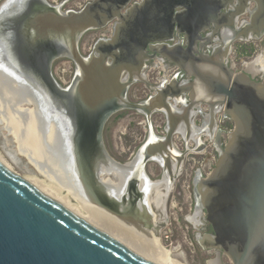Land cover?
I'll return each instance as SVG.
<instances>
[{"label": "water", "instance_id": "water-1", "mask_svg": "<svg viewBox=\"0 0 264 264\" xmlns=\"http://www.w3.org/2000/svg\"><path fill=\"white\" fill-rule=\"evenodd\" d=\"M244 15L249 19L237 29ZM0 16L1 22L6 21V16ZM107 25H111L110 36L97 39L91 52L83 55L82 35ZM227 28L233 29V36L223 34L224 49L215 46L211 55L205 54ZM174 39L177 42L172 44ZM237 39L257 40L264 51V0H90L78 10L65 12L46 0H7L6 87L18 95L17 102L36 108L43 135L54 125L52 154L57 153L69 181H74L66 187L73 185V195L118 215L138 219L149 211L147 187L141 183L124 187L126 179L135 176L134 164L139 166L138 182L146 180L149 161L165 166L174 180L172 161L179 171L186 153L206 149L201 138L206 136L213 142L217 160L205 177L194 181L195 208L210 227V232L197 233V240L204 248L215 249L217 264L221 255L231 264H264V83L251 69L255 57L242 70L235 71L229 63ZM217 53L223 58L216 60ZM55 57L68 58L75 65L67 89H61L51 75ZM167 58H174L175 66L195 80L188 86L175 76L160 79L159 84L150 82L144 74L147 62ZM203 62H212L217 72H204L199 66ZM138 81L152 94L134 102L127 91ZM197 83L207 88L211 100L196 98ZM201 105L208 106V133L199 135L197 143L193 140L195 146L189 149V136H183L179 125L189 126L196 116L204 117ZM122 109L143 113L149 123L147 139L124 164L110 156L102 139L106 121ZM154 112L165 115L166 125L164 135L153 139L150 117ZM217 114V119L233 123L224 143L223 129L216 125L214 131ZM175 135L185 142L177 155ZM211 156L207 153V160ZM79 166L90 170L88 176L100 190L89 188ZM116 167L122 177L118 186L109 181L115 178ZM0 264L158 263L0 161Z\"/></svg>", "mask_w": 264, "mask_h": 264}, {"label": "rangeland", "instance_id": "rangeland-1", "mask_svg": "<svg viewBox=\"0 0 264 264\" xmlns=\"http://www.w3.org/2000/svg\"><path fill=\"white\" fill-rule=\"evenodd\" d=\"M47 1L53 3L60 2V0ZM73 1L64 4L63 9L68 8L69 5L73 6ZM102 35H105V27L86 31L79 41L80 52L83 55H86L89 51V47H92L97 38ZM239 46H251L252 51L249 54L247 53L240 55L238 54ZM258 54H264V51L261 52L257 40H235L233 42L232 52L230 54L232 59L231 62L234 64L233 69L235 71L239 70L244 61L252 60ZM157 71V68L154 69L152 73L148 71L149 74H147L149 78L155 76ZM74 73L75 65L70 59L59 57L54 61V64L52 66V75L58 83L68 84V82L74 76ZM0 76L5 79L4 74L0 73ZM147 89L148 88H146L142 82H135L130 86L127 98L134 102L146 99L149 95ZM4 90H7V88L4 87L3 91ZM13 96L15 95L12 92L11 97ZM17 100L18 98L11 101H7V99L2 100L0 98V155L10 168L23 176L32 185L45 192L47 195L51 196L62 205H65L72 211L76 212L84 219H89V216L91 215L90 218H94V220L96 221L91 220L89 222L99 228L103 227L106 232L114 235V237L116 238L122 239L121 241L126 245H130L129 247L132 246L131 248L133 250L155 262L157 261L161 264H209L210 261H216L215 249H206L197 240V233L203 234L208 232V230H206V223L203 221L200 224L195 225L188 218L189 216H192L196 211L194 196L195 174L198 170H200L202 172V177H205L208 172L214 167V164L217 160V154L213 149V142L209 141L206 136L201 137L202 140L206 143V149L204 151H190L185 154L181 165V172L175 179L171 192L167 197L168 221L163 224L159 231L156 233L153 230L146 228L139 216L138 219H136L132 218L130 215H118L113 213V211H109L103 208L99 209V207L95 206L89 200L79 199V197H75V195L70 196L67 192L68 187H66L67 185H69L68 181L65 183L66 185H61L62 188H60V190L55 188L53 183L46 177L47 175L44 172L45 169L42 167L43 165L38 162L39 160L35 157H29L28 154H26L25 151L21 149L20 142H22V138L9 132L8 130V123H16L17 120L20 119V117L26 116L24 114L30 113L33 109L29 106H21V104H19V107H17ZM200 119V116H196L194 120L199 122ZM150 122L154 134L157 136H163L165 133L164 128L166 125V118L164 114L162 112H154L153 114H151ZM229 126H233L232 121L229 119H225L223 123L218 125V128L224 129L225 127ZM148 132L149 123L143 113L133 109H122L114 113L106 121L102 132V139L105 148L110 156L114 160L124 163L133 158L137 149L147 139ZM226 136L227 134L223 131L222 143L226 141ZM173 142L177 150H184L185 143L180 139L178 135H175ZM188 145L190 147L195 146L192 141H189ZM207 153H211L212 155L208 160L206 158ZM157 165L158 164L155 161H149L145 164V170L152 179H157L159 177L160 169ZM62 171L66 174V171L64 169ZM86 202L92 204V207L95 206L96 210L98 209V211H96L95 217L93 216V214L95 215V212L93 214H90L88 210L82 206V204L88 205L86 204ZM97 213H99V216L97 215ZM104 216H107V218L110 217L109 219L112 218V222L105 221ZM107 222L111 223V225H108ZM113 222H115V224ZM102 223L103 225L105 224L106 226H109L107 227L108 230L106 229V226L101 225ZM117 223L118 226L116 225ZM119 224L121 225V229H119ZM116 226L118 228H115ZM122 226L123 229H126L127 231L122 230ZM110 228L112 229L109 230ZM113 229L119 230L115 231ZM112 230L117 233H112ZM149 232L151 233L150 236L147 235V233ZM122 233L124 234V240L123 236H120L122 235ZM129 233H131V235ZM126 237L130 238L125 240ZM149 237L156 238L157 244L166 251L167 258L164 261L153 256L152 254H149V248H146V250L149 249L148 253H146V250H143L145 248L142 249V247L149 246ZM136 238H138V240ZM140 238L142 239L141 241ZM133 240L136 241H134V244L132 243ZM137 241H139L140 245ZM136 244H138V246H136ZM134 245L136 246V248L133 247ZM220 261L221 264H231L230 259L226 255H221Z\"/></svg>", "mask_w": 264, "mask_h": 264}, {"label": "bare ground", "instance_id": "bare-ground-1", "mask_svg": "<svg viewBox=\"0 0 264 264\" xmlns=\"http://www.w3.org/2000/svg\"><path fill=\"white\" fill-rule=\"evenodd\" d=\"M54 8L56 9V10H58L59 8H58V6L57 5H54ZM258 62H260V63H263L264 64V55H262V54H258L256 57H255V60H254V63H258ZM254 65H252L251 66V68L253 67ZM5 80H6V78L5 79H3V77H1L0 76V98L3 100H5V99H7V101H11V100H15L16 98H18V95L17 94H14L15 96H13V97H11L12 96V91H10V90H8V88L6 87V84L7 83H5ZM7 88V90H4L3 91V88ZM7 93V94H6ZM7 95V96H6ZM11 98V99H10ZM201 98V97H200ZM19 104H25V105H27V106H32V105H29V104H27V103H19V102H17L16 101V105H17V107H19ZM32 111L30 112V113H27V114H24V115H26V116H22V117H20V119L19 120H17V122L16 123H8V125H7V127H8V130H9V132H11V133H13V134H15L16 136H20L21 138H22V142H20L21 144H20V147H21V149H23L24 151H25V153L26 154H28V156L29 157H31V158H36V159H38L39 161V163H41L42 165V167L45 169V174L47 175L46 177L53 183V185H54V187L55 188H57L58 190H60V188H62L61 187V185H63V184H65L67 181L68 182H70L71 184H73L74 183V181L72 180V182L71 181H69L68 180V177H67V175L62 171L63 169H62V165H61V161H60V157L57 155V153H56V155L54 154H52V148H55V143H54V134H55V129H54V125H49L48 126V131L45 133V135H43V133L41 132V130L39 129V124H37L38 123V120H37V114H36V108L34 107V106H32ZM28 115V116H27ZM24 137V138H23ZM156 137V135L155 136H152V138L154 139ZM19 139V138H18ZM187 147L190 149L191 147L189 146V145H187ZM54 150V149H53ZM55 151V150H54ZM173 153L174 154H179L180 153V150H173ZM0 161L1 162H3L5 165H7V163L3 160V158L1 157V155H0ZM173 163H174V160L172 161V165H173ZM80 165H83V164H81L80 163ZM137 164H134L133 166L135 167L133 170H137V172H138V169H139V166H136ZM8 166V165H7ZM80 168V175L82 176V179L87 183V185L89 186V188H95L94 190H100V188H98V186H96V185H94V181L93 180H91V177L90 176H88V171H89V174H91L90 173V170H85L84 169V167H82V166H79ZM102 167H103V169H107V165H105V164H102ZM12 169V168H11ZM86 169H87V167H86ZM119 168L118 167H116V168H113V170H112V174L115 176V178H109V181L111 182V184H113V185H120V180L122 179V177H121V173L119 174V173H117ZM132 170V171H133ZM43 173V172H42ZM134 174H135V172H134ZM120 179H119V178ZM135 177V176H134ZM134 177H133V179H131L132 180V182H133V180H134ZM105 179L107 180V178L105 177ZM104 180V179H103ZM69 184V183H68ZM164 185V184H163ZM96 186V187H95ZM74 187H73V185H71L69 188H67V192H68V194L70 195V196H74L73 195V193H72V191L74 190L73 189ZM75 190H76V188H75ZM77 191H79V188L76 190V192ZM123 192V191H122ZM125 192V191H124ZM128 192V191H127ZM123 194H125V193H123ZM166 196V194H165V192H163L162 190H161V186H160V188H156L155 189V191H154V193L151 195V197H149L148 196V206H149V204L150 203H152L153 205H154V207H160V203H162V201L164 200V197ZM76 197V196H75ZM126 198H128L129 196H127V194H126V196H125ZM80 199V198H79ZM88 202V201H87ZM86 202V204H88V205H83L82 204V206L83 207H85L87 210H88V212L90 213V214H93L94 212H95V215L93 214V216L95 217L96 216V211H98V209L96 210L95 209V206H93L92 207V204H90V203H87ZM82 203H83V201H82ZM90 204V205H89ZM108 205H110L111 207H114L112 204H110V203H108ZM65 206V205H64ZM66 207V206H65ZM68 208V207H67ZM69 209V208H68ZM100 209V208H99ZM149 209V208H148ZM196 209V211H195V213L192 215V216H189L188 218L195 224V225H198V224H200L202 221H203V212L199 209V208H195ZM71 210V209H70ZM91 210V211H90ZM72 211V210H71ZM101 211V210H100ZM74 212V211H73ZM107 212V211H106ZM109 212V211H108ZM74 213H76V212H74ZM77 214V213H76ZM90 214H88V215H90ZM99 213H97V215H98ZM102 215V214H101ZM109 215V214H108ZM91 216V215H90ZM90 216H89V219H87V221H91V220H94V218L92 219V218H90ZM99 216V215H98ZM97 216V217H98ZM139 217H140V219H142V222H143V224L145 225V224H147L149 221H152L153 220V214H151L150 215V217H148L147 216V214H146V212H144V213H141L140 215H139ZM104 218H105V221H110V222H112L111 221V219H109V218H107V216L105 217L104 216ZM98 219H100V218H98ZM101 219H103V218H101ZM107 219V220H106ZM114 219V218H113ZM117 219V218H116ZM134 220V219H133ZM94 221H96V220H94ZM127 221V220H126ZM100 222H101V220H100ZM104 222V221H103ZM108 223V222H107ZM114 224H115V222H113ZM111 225V223H108V225ZM131 224H132V222H131ZM101 225H103V223L101 224ZM106 226L105 224L103 225V226H106V229H107V227H109V226ZM113 225V224H112ZM117 226H118V223L116 224ZM120 225V224H119ZM115 227V228H118V227ZM111 227V226H110ZM114 228V227H113ZM132 228V227H131ZM142 228V227H141ZM102 230H104L103 229V227L101 228ZM112 228H110L109 230H111ZM119 229H121V225L119 226ZM119 229H113V230H119ZM127 229H128V227H127ZM108 230V229H107ZM112 230V231H113ZM122 230H124V231H127L126 229H123V226H122ZM105 231V230H104ZM123 231V232H124ZM130 231V230H129ZM111 232V231H110ZM119 232V231H118ZM122 232V231H121ZM131 232V231H130ZM108 233V232H107ZM112 233H117V232H112ZM125 233V232H124ZM110 234V233H109ZM130 235H131V233H129ZM150 234L151 233H147V235L148 236H150ZM128 235V234H127ZM129 235V236H130ZM135 235V234H134ZM112 236H114V235H112ZM117 236V235H116ZM120 236H123V240H124V234L122 233V235H120ZM119 236V237H120ZM118 237V236H117ZM122 238V237H121ZM128 238H130V237H128ZM127 237H126V239L125 240H127L128 239ZM133 238V237H132ZM131 238V239H132ZM135 238V237H134ZM117 239H119V238H117ZM130 239V240H131ZM137 240H138V238H136ZM120 241L122 240V239H119ZM142 239L140 238V241H141ZM129 241V240H128ZM134 241L135 240H133V244H134ZM136 242V241H135ZM138 243H139V241H137ZM143 242V241H142ZM141 242V243H142ZM149 242H150V244H149V246L148 247H142V249L143 248H145V249H143V250H146V248H149L148 250H149V254H152L153 256H155V257H157V258H159V259H161V260H165L166 258H167V253H166V251L165 250H163L162 248H161V246H159L158 244H157V239L156 238H151V237H149ZM128 243V242H127ZM130 243V242H129ZM144 243V242H143ZM142 243V244H143ZM147 243V242H146ZM146 243H145V245H146ZM132 244V245H133ZM142 244H141V246H142ZM139 245H140V243H139ZM128 246H130V245H128ZM136 246H138V244H136ZM136 246L134 245L133 247H135L136 248ZM140 246V247H141ZM132 247V246H131ZM139 247V248H140ZM148 250H146L147 252L146 253H148ZM140 251V250H139ZM145 252V251H144ZM155 262V261H154ZM157 262V261H156ZM158 264H161V263H159V262H157ZM209 264H217V262L216 261H210L209 262Z\"/></svg>", "mask_w": 264, "mask_h": 264}, {"label": "flooded vegetation", "instance_id": "flooded-vegetation-1", "mask_svg": "<svg viewBox=\"0 0 264 264\" xmlns=\"http://www.w3.org/2000/svg\"><path fill=\"white\" fill-rule=\"evenodd\" d=\"M72 1L73 0H60L59 3H53V2H49V1L46 0V2L49 5H51V6L57 5L59 10L60 11H64V12L65 11L74 10V7L71 6V5H69L68 8L63 9L64 4H67L68 2H72ZM73 3H74V1H73ZM2 14L4 16H6V21H4V22L2 21L1 22V19H0V22H1L0 23V73L5 75L4 76L6 78L5 83H7V0H0V15H2ZM110 33H111V25H107L105 27V35H102V36L98 37L97 39H99V38H107V37L110 36ZM181 43L183 44V46H185V38L182 37V36H181ZM93 45H92V47L90 48V50L88 51L87 54H89L91 52V50L93 48ZM244 47L248 48L249 46H244ZM58 58L59 57H55L52 60V62H51V75H52V66L54 64V61L56 59H58ZM152 63H153V61H148L147 62L146 68L144 69L145 76L147 75V71L149 70V67L152 66ZM163 63H164V65H166L168 67L169 66H175L174 64H167L166 61H163ZM178 71H179V73H178V76H179L182 73V71L179 70V69H178ZM52 77H53V75H52ZM55 81L57 82V80H55ZM71 81H72V79L68 82V84H61V83H58V82L57 83H58V85L60 86L61 89H67L70 86ZM127 94H128V91H127ZM22 105L27 107V105H25V104H21V106ZM29 107H32V106H29ZM103 129H104V127H103ZM102 132H103V130H102ZM128 161H130V160H128ZM128 161H126V162H128ZM126 162H124V163H126ZM119 163L120 164H124V163H121V162H119ZM157 166L160 169V174H159V177L157 179H152L149 176V174L146 172V170H145L146 180L142 179V180H140L138 182V180L136 179V176H137L138 172L136 170L133 182H132L131 178H128V179H126V183H125V186H124L125 189L127 190V189H130L128 187H133L134 185L135 186L136 185H140L139 183H141L145 187H147V189L150 190L149 197H151V195L154 193L156 188H160V186H161V190L163 192H165L166 196L164 197V200L162 201V203H160L161 204L160 207H154V205L152 203H150L149 204V211H146V214H147L148 217H150V215L153 214V220L149 221L147 224H145V226H146V228H149V229L153 230L156 233L159 231L161 226L168 221V216H167V197H168L169 193L171 192V189H172V186L174 184L175 179L179 176V174L181 172V169L179 171H177V165H176V163L174 161L173 165H171V169H172V172H173V175H174V180H171L170 174H169L168 170L165 168V166L162 167L160 164H158ZM197 179H198V177L195 176L194 177V181H196ZM168 188H170V189H169V192L167 194V189ZM125 189L123 190V186H122L120 188V191H123V193H124ZM206 230H208V232H210V227H209L208 223H206Z\"/></svg>", "mask_w": 264, "mask_h": 264}, {"label": "crops", "instance_id": "crops-1", "mask_svg": "<svg viewBox=\"0 0 264 264\" xmlns=\"http://www.w3.org/2000/svg\"><path fill=\"white\" fill-rule=\"evenodd\" d=\"M236 4V3H235ZM255 6H256V2H253L252 4H251V7H252V9L253 8H255ZM249 16H247V15H244V16H242V17H240L239 19H238V21H237V23H236V25H235V27L237 28V29H239V28H241V23L243 22V21H245V22H247V20L249 19L248 18ZM228 30L226 31V32H223L222 33V37L221 38H219V40H217V41H214L213 43H212V45L211 46H209L208 48H207V51H206V53L205 54H207V55H211L212 54V52H213V48L215 47V46H218V47H220L222 50L224 49L223 48V44H225L226 43V41H225V39H224V35H228V34H231V35H229V36H233V34L231 33V31H233V29H229V28H227ZM224 34V35H223ZM227 40V39H226ZM177 42V40L176 39H174V41L173 42H171L172 44L173 43H176ZM181 45L183 46V44L181 43ZM231 54V53H230ZM230 54H229V56H228V60H229V63L232 61V59H231V56H230ZM239 54V53H238ZM241 55V54H240ZM262 55H264V54H262ZM223 58V54L222 53H217V54H215V56H214V58L217 60V59H219V58ZM255 59V58H254ZM164 61H166L167 62V64H174V65H176L175 64V59L173 58H171V59H165ZM251 60H248V61H244L243 63H242V66L240 67V69L239 70H242L243 68H246V66H247V64L250 62ZM158 62H159V60L158 59H156V60H154L153 61V63H152V65L153 66H158ZM231 64H232V67L234 66V64L231 62ZM162 66H166V65H164V63L162 64ZM199 66H200V68L205 72V71H208V72H217V67L212 63V62H203V63H201V64H199ZM252 70H256L257 71V78H258V80H260L261 82H263L264 83V64L263 63H260V62H258V63H255L254 64V66L251 68ZM176 77V79H177V81L181 84V85H183V86H188V84H189V82L191 81V80H195V77L192 75V74H188V73H186V72H184V71H182V73L179 75V76H175ZM168 80H170V79H168ZM200 83H197L195 86H194V88H195V92H196V98H203V99H205V100H211V98L209 97V94H208V92H207V88L202 84H200ZM184 98H187V96H184ZM201 110H202V112L204 113V117H201V119H200V121L199 122H197V121H195V120H193L192 121V123L191 124H189V126H187L184 122H181L180 123V125H179V130L183 133V136L185 137V135H187V136H189V140H188V142L189 141H192L193 142V140H195V142L197 143V142H199L200 141V139H199V135H206L207 133H208V125L210 124V118H209V114H208V106L206 105H204V106H202L201 105ZM218 115L219 114H217L216 116H215V126H214V131L216 130V128L218 127H216V125H217V117H218ZM194 143V142H193ZM195 145V144H194ZM195 176H197V177H199V176H202V172L200 171V170H198L197 171V173L195 174Z\"/></svg>", "mask_w": 264, "mask_h": 264}, {"label": "built area", "instance_id": "built-area-1", "mask_svg": "<svg viewBox=\"0 0 264 264\" xmlns=\"http://www.w3.org/2000/svg\"><path fill=\"white\" fill-rule=\"evenodd\" d=\"M89 1L90 0H76V1H74V3H73L74 10H78V9L82 8ZM90 48H91V46L89 47V50H90ZM163 61L164 60L159 59L158 66H153L152 65V66L149 67L148 71H150V73H152L153 70L157 68L158 71L156 72L155 76H152L151 78H149V76H148L149 73L147 71V73H148L146 75L147 79L150 82H152L153 84H159L160 79L168 80V79H170V78H172L174 76H178V73H179L178 68L176 66H169V67L168 66H162ZM148 92L150 94H152V92L149 89H148ZM224 120L225 119L223 117H220L219 119H217V126L220 125L221 123H223ZM232 128H233V126L225 127L223 129V131H224V133L227 134L229 131L232 130ZM164 131H165V128H164ZM178 136L184 142L183 138L180 135H178Z\"/></svg>", "mask_w": 264, "mask_h": 264}, {"label": "trees", "instance_id": "trees-1", "mask_svg": "<svg viewBox=\"0 0 264 264\" xmlns=\"http://www.w3.org/2000/svg\"><path fill=\"white\" fill-rule=\"evenodd\" d=\"M252 51V47L249 46L248 48L244 47V46H239L238 48V53L239 54H249Z\"/></svg>", "mask_w": 264, "mask_h": 264}]
</instances>
